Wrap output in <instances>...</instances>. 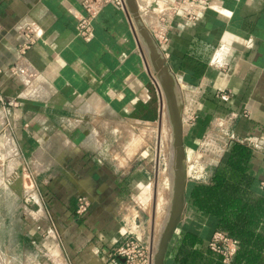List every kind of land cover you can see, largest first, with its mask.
Masks as SVG:
<instances>
[{"label":"crops","instance_id":"0c3cea01","mask_svg":"<svg viewBox=\"0 0 264 264\" xmlns=\"http://www.w3.org/2000/svg\"><path fill=\"white\" fill-rule=\"evenodd\" d=\"M83 1L0 0V189L23 176L31 248L59 264H122L108 253L131 237L148 246L155 264L160 188L171 193V184L160 183L145 134L132 132L164 121L161 69L147 59L152 31L128 5H108L85 42L78 36ZM208 1L211 9L195 23L176 16L161 46L170 80L189 96L182 108L187 165L218 126L215 138L229 148L252 150L250 173L263 189L264 0ZM28 27L37 39L20 54ZM196 184L189 182L166 264H180L171 248L186 230L209 248L210 217L189 203ZM82 195L91 208L80 216Z\"/></svg>","mask_w":264,"mask_h":264},{"label":"trees","instance_id":"16d2710c","mask_svg":"<svg viewBox=\"0 0 264 264\" xmlns=\"http://www.w3.org/2000/svg\"><path fill=\"white\" fill-rule=\"evenodd\" d=\"M253 153L233 143L214 168L209 184L189 190V203L210 217V236L222 233L239 241L232 264H264V189L251 175ZM180 264H225L224 258L206 247L204 238L186 230L172 244Z\"/></svg>","mask_w":264,"mask_h":264},{"label":"built area","instance_id":"2783aa9c","mask_svg":"<svg viewBox=\"0 0 264 264\" xmlns=\"http://www.w3.org/2000/svg\"><path fill=\"white\" fill-rule=\"evenodd\" d=\"M137 4L142 20H145L149 25L154 39L161 46L168 41V31L176 16L182 15L188 22L195 23L211 9V3L208 0H181L173 3H167L163 0H137ZM108 5H114L118 9L125 10L127 8V0L83 1L84 12L79 16L78 23V36L82 40L90 42L94 38V23ZM148 17L156 19L155 27L148 21ZM36 39L32 28L28 27L21 39L20 54H25L35 43ZM217 142L223 143L218 138H213L209 135L202 150L203 155L200 152L194 155L191 164H188V170L192 173L189 181L196 179V182L201 181L206 183V180L210 179L208 171L209 166L213 163L212 159L218 158L215 167L218 166L224 153L228 150V145L225 143H223L225 146L216 147ZM199 173V177L194 176ZM262 188L264 189V182L262 183ZM90 208L91 204L88 199L83 195L79 196L78 214L80 216L86 215L90 211ZM209 248L216 254L221 255L224 258L225 264H231L240 249V243L222 233H216L209 244ZM108 260L112 263L122 264H149L150 252L148 246L140 238L131 237L124 244L109 252Z\"/></svg>","mask_w":264,"mask_h":264},{"label":"rangeland","instance_id":"374dc122","mask_svg":"<svg viewBox=\"0 0 264 264\" xmlns=\"http://www.w3.org/2000/svg\"><path fill=\"white\" fill-rule=\"evenodd\" d=\"M147 19V17L145 16ZM148 21L152 23V25L155 27L156 19L154 17H148ZM142 25L144 26V30L150 31L151 28L146 23V21L141 20ZM152 27V28H154ZM150 29V30H149ZM147 32V31H146ZM151 33V32H150ZM147 42L146 43V49H147V59L148 63L154 67L160 66V61L163 59L161 57H165L163 53L161 52V45L158 41H156L151 33L146 34ZM160 47V48H159ZM166 60V58H165ZM164 66L166 67V63H164ZM166 69V68H165ZM159 70V69H158ZM167 71V69H166ZM159 72H161L159 70ZM168 72V71H167ZM169 74V72H168ZM169 76V75H168ZM167 78V76H165ZM158 81L162 83V87L164 88V121L161 125H157L155 127H149V126H137L136 129H132V132L135 133V138H138V135L145 134L146 136V149L151 148L152 154L155 153V156H157V162L158 165V177H160V183H163L164 181H169L171 184V193L170 190H165L163 188H160V207L162 208L160 210V216L158 218L161 219V221L158 223L159 226V235L156 240V248L159 249L160 242L162 239V236L166 230L167 223L169 221L173 205H174V199H175V175H176V157H177V151L175 147V139H174V127L172 122V108H171V100H170V88L169 86L163 85L162 79L159 75ZM171 82V88L173 90V94L176 98V103L180 107V111L182 114V108L184 106V99H186L188 96V93L183 90V87L178 85L179 87L175 86L173 81ZM183 119V116H182ZM219 124V123H218ZM221 129L217 126L216 129L212 131V137L215 138V135L217 136L220 133ZM160 137V138H159ZM221 142L224 143V139L221 140ZM223 143H218V147L225 146ZM133 144V140H132ZM137 144V143H136ZM135 144V145H136ZM206 144V142L204 143ZM143 146V145H142ZM141 146V147H142ZM216 146V147H217ZM161 150V152H160ZM229 147L226 153H224L223 158L228 153ZM135 151H132V154ZM157 152V153H156ZM187 154V153H186ZM201 155H203V151L200 152ZM218 157V155H217ZM194 156L192 157V159ZM210 159V158H208ZM218 158L212 159V165L209 166L208 174L211 173V170L214 169L216 162ZM191 161V160H190ZM188 164H191L188 163ZM220 164V163H219ZM188 166V165H187ZM187 175L188 178L191 177L192 173L188 170L187 167ZM200 173L198 175H194L196 177H199ZM211 178V177H210ZM210 179L206 180L207 182ZM193 180H190L189 182H192ZM196 181V179H194ZM201 181H199L200 183ZM168 183V184H169ZM204 183V182H201ZM200 183V184H201ZM27 204L24 200L20 201H14L13 197H10V194H8V191L2 186L0 189V224L3 221V215L6 213V216L9 218L11 217L10 221L8 222L7 226L0 230V244L5 245L7 241H10L11 236L16 241L17 237H19L20 233L24 238L27 239L28 245H24V249L19 254L14 253V255L10 252L6 254L5 257L3 255L0 256V264H59L57 262V259L52 257L50 258L49 255H46L45 253H42L41 250H33L31 248L30 241V235L28 227V216L27 214ZM153 213V214H152ZM14 214L18 215V218L21 219L20 221L17 220V222L14 224ZM154 215V210L150 213V215ZM151 215V216H152ZM154 220V218L152 219ZM158 221V220H157ZM167 222V223H166ZM11 227H13V232H11ZM15 230V231H14ZM28 230V231H27ZM15 232V233H14ZM156 239V238H155ZM25 241V240H24ZM22 243H27V242ZM9 247V246H8ZM158 252V250H157Z\"/></svg>","mask_w":264,"mask_h":264},{"label":"water","instance_id":"95a60500","mask_svg":"<svg viewBox=\"0 0 264 264\" xmlns=\"http://www.w3.org/2000/svg\"><path fill=\"white\" fill-rule=\"evenodd\" d=\"M127 5L131 9L133 17L137 21H141L139 7L137 0H127ZM160 48V47H159ZM165 57L160 61L159 69H161V79L163 85L169 86L170 90V100L172 108V122L174 127V139L175 147L177 151L176 157V175H175V199L173 209L167 223L166 230L162 236L160 246L156 255L155 264H166L167 255L170 249V245L174 240L181 224L185 219V213L188 205L187 191L189 187V179L187 176V154L185 148V133L183 130L184 122L182 119V114L180 107L176 103V98L173 94L171 80L169 78L168 70L166 71L164 66ZM167 76V78L165 77ZM14 188L19 192L20 195L24 193V178L20 174L18 179L15 181Z\"/></svg>","mask_w":264,"mask_h":264},{"label":"flooded vegetation","instance_id":"af4514ba","mask_svg":"<svg viewBox=\"0 0 264 264\" xmlns=\"http://www.w3.org/2000/svg\"><path fill=\"white\" fill-rule=\"evenodd\" d=\"M15 184H10L8 187H4L6 189V191H8V194H10V197H13L14 201H20L22 200L21 195L19 194V192L14 188ZM11 217H7L6 213L3 215V221L0 224V230H3L8 222L10 221ZM18 221H20L21 219L18 218V215L14 214V224ZM15 231V230H14ZM11 232H13V227H11ZM15 233V232H14ZM1 239V238H0ZM2 240V239H1ZM25 240V241H24ZM27 242V239L24 238V236H22V234L20 233L19 237H17L16 241L13 239V237L11 236L10 241H7V243L5 245H1L0 244V256L3 255V257L6 256V254L9 253L8 249L10 250V252L14 255V253H20L22 252V250L24 249V245H28V242L22 243V242ZM9 246V247H8ZM31 246V245H30Z\"/></svg>","mask_w":264,"mask_h":264},{"label":"bare ground","instance_id":"6f19581e","mask_svg":"<svg viewBox=\"0 0 264 264\" xmlns=\"http://www.w3.org/2000/svg\"><path fill=\"white\" fill-rule=\"evenodd\" d=\"M187 176H189V175H187ZM189 179V178H188Z\"/></svg>","mask_w":264,"mask_h":264}]
</instances>
